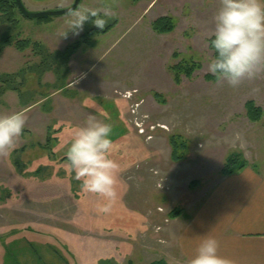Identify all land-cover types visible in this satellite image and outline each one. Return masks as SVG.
<instances>
[{
	"label": "rangeland",
	"instance_id": "374dc122",
	"mask_svg": "<svg viewBox=\"0 0 264 264\" xmlns=\"http://www.w3.org/2000/svg\"><path fill=\"white\" fill-rule=\"evenodd\" d=\"M22 2L39 12L63 9L73 0ZM219 6L220 0H80L76 9L110 8L106 26L113 24L84 41L86 24L78 35L62 37L68 13L29 18L13 8L14 21L8 22L0 12V42L5 36L31 42L16 72H0L6 88H18L26 116L16 148L0 153V196L34 199L38 212L54 213L42 222L70 231L83 200L85 234L94 239L85 246L97 249L87 251L89 264L169 263L175 235L220 176L227 154H251L255 167L264 165L263 70L237 87L204 78ZM161 16L173 18L171 32L151 28ZM190 58L201 68L176 84L169 66ZM11 63L0 61V70ZM248 100L263 110L256 124L246 117ZM17 110L12 106L5 115ZM89 115L112 125L118 197L108 214L97 211L101 201L82 191L66 158ZM256 133L262 142L256 143ZM171 136L184 144L178 161L171 159ZM174 208L180 211L176 220L169 217ZM172 258L180 262L177 253Z\"/></svg>",
	"mask_w": 264,
	"mask_h": 264
},
{
	"label": "crops",
	"instance_id": "0c3cea01",
	"mask_svg": "<svg viewBox=\"0 0 264 264\" xmlns=\"http://www.w3.org/2000/svg\"><path fill=\"white\" fill-rule=\"evenodd\" d=\"M22 52L13 45H5L0 61L9 58L13 63L0 72H16L22 66ZM73 57L69 58V64L74 61ZM12 106L20 112L25 104H20L18 90L6 88L0 82V115H5ZM256 135V143L262 142L261 139L264 142V135L261 139L257 138L260 134ZM243 156L247 165L232 174L220 175L196 211L180 226L174 237L176 249L173 253V256L177 253L180 262L171 256L169 264H189L201 240L208 236L218 240V254L232 264H264V165L259 169L252 164L251 154ZM82 201L78 199L80 211L74 217L76 221H72L74 230L70 231L64 227H48L42 222L51 219L54 213L38 212L34 199L16 194L1 195L0 264H89L87 251L97 249L93 243L88 248L85 246L86 240L93 242L94 239L85 234V210L81 206L85 202Z\"/></svg>",
	"mask_w": 264,
	"mask_h": 264
},
{
	"label": "clouds",
	"instance_id": "9594fccd",
	"mask_svg": "<svg viewBox=\"0 0 264 264\" xmlns=\"http://www.w3.org/2000/svg\"><path fill=\"white\" fill-rule=\"evenodd\" d=\"M111 15L110 8L70 9L62 37L69 32L78 35L84 25L104 30ZM209 38L214 52L207 71L217 83L237 87L247 79H256L264 70V0H220L213 17ZM26 125L24 112L0 115V153L7 154L17 146ZM237 139L239 134H236ZM112 125L89 115L76 132L66 150V158L82 191L94 194L101 201L97 211L108 214L117 200L119 164L111 158ZM219 242L208 236L201 240L189 264H232L218 254Z\"/></svg>",
	"mask_w": 264,
	"mask_h": 264
},
{
	"label": "trees",
	"instance_id": "16d2710c",
	"mask_svg": "<svg viewBox=\"0 0 264 264\" xmlns=\"http://www.w3.org/2000/svg\"><path fill=\"white\" fill-rule=\"evenodd\" d=\"M13 8L18 9L14 0H0V12L6 16L8 22L14 21L13 16H12ZM88 24L89 23L87 22L86 26H85V32L82 35L83 41L87 39V36L89 35V33L91 31L95 30L97 32H106L113 25L111 23L112 25H108L105 27L104 30H100L98 28H89ZM174 26H175V24H174L173 18L171 16L158 17L157 19H155L151 23V28L157 33L171 32L174 29ZM209 38L207 40L208 46H209L210 50L212 51V55H214V52L210 47ZM7 44L13 45L15 47V49H17L19 51H24L26 48H28L31 45V42L28 41L27 39H16V40H14L10 36H5L4 38H2V40L0 42V52L3 49V47ZM75 46H78V45H75ZM175 55H177V54H175ZM67 58H68V55L66 57V60H67ZM200 68H201V63H199L198 61H194L191 58L187 59V60L186 59H180L178 62L169 66V70L172 73L173 81L176 84L180 83L181 76H185V77L189 78L193 75V73L195 71H197ZM263 75H264V70H263ZM204 78L208 81H216L215 77L213 75H211L210 73L205 74ZM10 88L14 89V90H18L17 87H10ZM154 96L157 99H159L158 94H154ZM244 108H245L246 117L248 118L249 121L258 122L259 120H261V118L263 116V110L261 107L257 106L254 103V101H252V100L246 101L244 104ZM170 145H171V159L173 161H178L179 159L182 158V155L179 153V149H181L182 146H184V144L176 141L175 137L171 136L170 137ZM246 165H247V161L241 156V154H239L236 151H232L229 154H227V156L225 157L224 162H223V166H222L221 170L219 171V174L221 176H226V175H229V174L236 172L237 170L243 168ZM191 184L194 185V183H191ZM179 214H180V211L178 209L174 208L169 213V217L175 218ZM150 264H169V263H167L163 259H160L157 261H153Z\"/></svg>",
	"mask_w": 264,
	"mask_h": 264
},
{
	"label": "water",
	"instance_id": "95a60500",
	"mask_svg": "<svg viewBox=\"0 0 264 264\" xmlns=\"http://www.w3.org/2000/svg\"><path fill=\"white\" fill-rule=\"evenodd\" d=\"M14 1H15V4H16L18 10L20 11V13L23 16L29 17V18H39V17L63 15V14L68 13L70 9L75 10L76 7L78 6L79 2H80V0H74L70 6L63 8V9H59V10L31 12V11L26 9L22 0H14Z\"/></svg>",
	"mask_w": 264,
	"mask_h": 264
},
{
	"label": "flooded vegetation",
	"instance_id": "af4514ba",
	"mask_svg": "<svg viewBox=\"0 0 264 264\" xmlns=\"http://www.w3.org/2000/svg\"><path fill=\"white\" fill-rule=\"evenodd\" d=\"M74 1V0H73ZM73 3V2H72ZM70 6V5H69ZM68 7V6H67ZM66 8V7H65Z\"/></svg>",
	"mask_w": 264,
	"mask_h": 264
}]
</instances>
